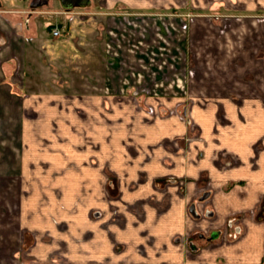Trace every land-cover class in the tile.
Segmentation results:
<instances>
[{"label": "crops", "instance_id": "obj_1", "mask_svg": "<svg viewBox=\"0 0 264 264\" xmlns=\"http://www.w3.org/2000/svg\"><path fill=\"white\" fill-rule=\"evenodd\" d=\"M18 1L0 0V177L20 182L21 254L34 264H264V23L238 26L247 33L236 46L212 32L221 58L232 45L247 51L246 73L216 74L217 93L182 108L179 96L144 98L142 85L111 88L102 57L101 72L81 68L82 32L111 45L103 25L54 36V22L24 16L33 0ZM230 1L238 9L216 12L264 13V0ZM118 3L127 50L159 34L189 44L191 11L175 0L104 1Z\"/></svg>", "mask_w": 264, "mask_h": 264}, {"label": "rangeland", "instance_id": "obj_2", "mask_svg": "<svg viewBox=\"0 0 264 264\" xmlns=\"http://www.w3.org/2000/svg\"><path fill=\"white\" fill-rule=\"evenodd\" d=\"M10 1L13 4L19 2L18 0L16 2L14 0ZM104 1L91 0L86 6L74 7L67 10L62 6L60 0H43L37 7L30 6L27 3L26 7L28 9L24 13V16H28V11L32 10L31 12L33 13L31 14L37 15L35 20L40 27L45 26V20L50 21V23L54 22L53 24H64L66 27L69 25L75 26V24L79 23L80 25H84V27L92 26L93 24L96 26L103 25L104 32L110 33L109 41L111 45L108 47L105 45L104 48H107V50L103 51L100 47L104 41L102 38L98 39L92 34L82 32V37L78 40V42L84 43V51L82 52L84 62L81 68L85 72L88 67L89 69L101 72L102 64H98V62L102 57L104 62L108 60L110 63L108 74L111 77V88L118 89L130 84L142 85L144 87V98L147 93H156L159 96L162 94L174 95L170 98H178L179 96L180 103L178 105L180 107L183 105L187 107L189 102L190 106H193L196 99L199 98L198 95L204 96L206 94L217 93L215 86H220V84L215 80L216 74L236 75L238 73H246V65L243 63L248 58V55L245 54L247 51L240 50L239 54L235 53L236 47L232 45V47L225 50L227 51L225 55L228 53V56L221 58L219 56L220 49H216L218 47L215 43L214 33L219 39L232 42L236 46V41L245 39L247 33L241 32L240 25L245 24V22H250V24L264 23L263 12L247 15L237 13V11L232 12V10H228L225 13L216 12L217 9L220 10L222 7L238 9L236 5H231L230 0L222 3L223 5L215 3L214 0H190V2L175 0V3L179 5L173 9L179 12L182 9H190L191 11L184 15V28L186 29L191 24L189 44H186L184 49L172 48L171 45L173 43L169 34L168 36L159 34L157 38L154 36L149 41H143L142 47L134 52L127 50L128 47L127 49L124 48V42H129L131 39L129 37H132L129 33L130 29H126V32H124V28H119L122 25L128 24V20H130L129 18L119 16V11L126 8V6L124 3H118L109 9L104 5ZM182 4H184L183 7ZM71 11L75 12L71 13ZM180 16L183 17L182 14ZM141 17L137 18L142 20L139 23L137 22L139 25H145L147 21L154 20L153 17ZM133 18L131 20H134ZM180 22L182 21L180 20ZM213 31L214 33H212ZM174 40L180 41L182 38L175 36ZM177 43L175 42L174 44ZM167 46L169 47L167 48ZM231 54H234L232 56L234 63L230 61ZM88 57L92 58L90 65L87 62ZM227 61L228 63L225 64L224 62ZM17 66L15 67L16 72H18ZM13 70L14 68L11 69V73H13ZM256 72L260 73L262 70L260 69ZM8 84L14 90V93L21 91L20 84H22V81L20 76L14 77ZM183 98L185 99L184 101H182ZM7 101L9 100L7 99ZM151 107L149 106L150 111H152ZM180 114L183 115V112ZM5 119L6 114L0 112V122ZM184 119L194 123L191 113L187 114L185 112ZM6 127V123L0 126V139L2 138L3 140L0 152H3V149L7 148L6 138L8 134L6 133ZM8 185L11 187V192L6 191ZM19 185L18 178L0 177V264H34L30 261L29 257L21 254L23 249V232L17 224L19 212L18 198L21 196V193H18ZM210 210L209 205H207L201 210V213L208 215ZM227 235L231 238V231ZM14 250L18 255L16 258L12 256Z\"/></svg>", "mask_w": 264, "mask_h": 264}, {"label": "water", "instance_id": "obj_3", "mask_svg": "<svg viewBox=\"0 0 264 264\" xmlns=\"http://www.w3.org/2000/svg\"><path fill=\"white\" fill-rule=\"evenodd\" d=\"M43 0H33L32 6L37 7L42 3ZM62 6L66 9H72L74 7H83L88 5L91 0H60Z\"/></svg>", "mask_w": 264, "mask_h": 264}, {"label": "built area", "instance_id": "obj_4", "mask_svg": "<svg viewBox=\"0 0 264 264\" xmlns=\"http://www.w3.org/2000/svg\"><path fill=\"white\" fill-rule=\"evenodd\" d=\"M1 18H2V12L0 11V20H1ZM65 27L66 26L64 24H60V23L54 24L53 27H52L53 35L54 36H60L63 33ZM152 110H153V108H152Z\"/></svg>", "mask_w": 264, "mask_h": 264}]
</instances>
